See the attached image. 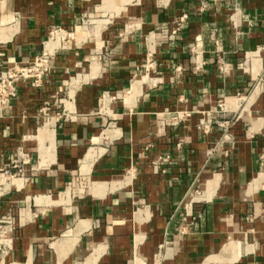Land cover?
Listing matches in <instances>:
<instances>
[{"label":"crops","instance_id":"0c3cea01","mask_svg":"<svg viewBox=\"0 0 264 264\" xmlns=\"http://www.w3.org/2000/svg\"><path fill=\"white\" fill-rule=\"evenodd\" d=\"M105 1L0 0V68L32 61L53 28L102 24L0 119V167L30 157L0 199L17 225L0 264H264V0ZM165 109L183 123L157 127ZM80 174L84 194L62 196Z\"/></svg>","mask_w":264,"mask_h":264},{"label":"built area","instance_id":"2783aa9c","mask_svg":"<svg viewBox=\"0 0 264 264\" xmlns=\"http://www.w3.org/2000/svg\"><path fill=\"white\" fill-rule=\"evenodd\" d=\"M198 10L202 12L203 7H200ZM186 19L187 15L182 14L172 21L170 27L163 31L165 42L173 41L176 38L177 34L182 30ZM95 20H99V18L84 16L72 31H66L59 27L51 29L41 52L32 61L14 64L7 68H0V119L3 118L4 114L10 109L11 100L16 97L17 85L19 83H29L34 88L42 87L45 78L51 71L50 60L59 50L65 49L69 47L72 42L77 41L75 34L78 30L87 32L90 27L92 28ZM150 52L151 51H148V59L151 58ZM151 69H153L152 63L147 65L146 71ZM75 77H77V75ZM75 77L69 81L70 84L76 83L77 79ZM66 89L67 86L65 85L58 87L55 93L52 94V97L41 111L43 117L50 110L49 108L51 105L58 106L61 104V99ZM220 109H223L222 105H219V110ZM216 113L219 112L214 111L204 115L200 123V129L204 133L209 132L215 120L214 115H216ZM185 116L186 112L184 111L165 109L156 114L155 125L159 128L175 127L183 123ZM216 149L217 145L208 155H211ZM223 154L226 155L227 153L224 152ZM29 164L30 157L28 154L23 151H17L10 157V162L6 167H0V199L19 188V182L27 176L26 165ZM30 171H33L32 166ZM86 179V175L80 174L76 176L61 195L75 197L84 194L86 190ZM18 218L17 224H20V215ZM16 226V221L12 214H4L0 217V262H3L4 258L12 250ZM181 233L182 231L180 234Z\"/></svg>","mask_w":264,"mask_h":264},{"label":"bare ground","instance_id":"6f19581e","mask_svg":"<svg viewBox=\"0 0 264 264\" xmlns=\"http://www.w3.org/2000/svg\"><path fill=\"white\" fill-rule=\"evenodd\" d=\"M110 0H106L104 3H107V2H109ZM95 24V23H94ZM95 25H97V26H99V27H102V24H101V22H99V23H96ZM92 29V28H91ZM84 31V30H83ZM93 31V30H92ZM98 31H100V30H98ZM93 33H97L96 31H93ZM140 81V80H139Z\"/></svg>","mask_w":264,"mask_h":264},{"label":"rangeland","instance_id":"374dc122","mask_svg":"<svg viewBox=\"0 0 264 264\" xmlns=\"http://www.w3.org/2000/svg\"><path fill=\"white\" fill-rule=\"evenodd\" d=\"M122 1H125V2H127V3L129 2V3H130V2H132L133 0H122Z\"/></svg>","mask_w":264,"mask_h":264}]
</instances>
